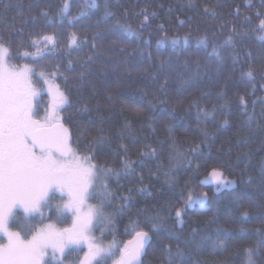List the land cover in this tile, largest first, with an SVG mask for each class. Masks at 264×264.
<instances>
[{
  "label": "trees",
  "instance_id": "trees-1",
  "mask_svg": "<svg viewBox=\"0 0 264 264\" xmlns=\"http://www.w3.org/2000/svg\"><path fill=\"white\" fill-rule=\"evenodd\" d=\"M96 2L89 15L70 23L85 0H68L66 16L59 15L65 0H0V35L12 37L11 62L30 65L36 87L47 77L68 97L60 111L74 149L115 169L134 162V171L106 181L118 198L105 209L112 224L98 233L122 250L136 231L149 232L142 264H168L166 245L182 253L172 264H245L249 247L257 250L255 264H264V32L257 28L264 0ZM37 32L57 34V46L37 54L29 43ZM73 33L77 45L70 46ZM250 67L251 79L243 75ZM101 134L104 142L89 153ZM149 146L155 155L145 157ZM213 168L232 183L205 184ZM189 195L197 202L180 224L175 209ZM120 196L129 198L126 207ZM64 201L55 193L51 206L28 222L37 229L47 222L68 226L70 213L55 207ZM15 215L10 228L30 237L22 231L23 211ZM152 223L160 228L152 230ZM75 248L63 264H77ZM45 264L60 262L47 257Z\"/></svg>",
  "mask_w": 264,
  "mask_h": 264
},
{
  "label": "snow or ice",
  "instance_id": "snow-or-ice-1",
  "mask_svg": "<svg viewBox=\"0 0 264 264\" xmlns=\"http://www.w3.org/2000/svg\"><path fill=\"white\" fill-rule=\"evenodd\" d=\"M189 2L191 3L192 0ZM69 7L68 0H65L59 15H68ZM97 7L96 0H85V6L79 10L77 16L70 17L69 22L89 15L90 10ZM205 11L211 9L205 7ZM41 14L46 18L45 24H50L51 21L47 19L49 13L45 10ZM106 14L111 15L108 12ZM256 15L260 17L262 14L258 12ZM144 19L145 21L148 19L147 15ZM32 22L35 23V17L32 18ZM257 28L264 32V18L260 19ZM20 31L22 33L23 30ZM124 32L129 36L134 35L128 28H124ZM261 38L264 39V36ZM202 39L206 40V37ZM77 40L73 33L70 46L77 45ZM15 42L19 47L23 44V39ZM13 43L12 37L5 38L0 35V232L6 233L8 239L6 245L0 246V264H45V257L49 255L63 264L62 257L66 250L72 251L73 247L84 240L86 234L94 227L112 224L113 215L106 214L105 209L111 207L112 201L118 197L110 190L106 181L134 171V162L125 160L121 169L94 163L93 155H80L72 147L70 129L64 125V118L55 110L47 113L43 119L37 118L38 112L34 101L39 92L32 83V75L35 72L30 65L18 67L11 62L14 56ZM29 43L36 47V52L39 54L42 49L57 46V34L43 32L30 34ZM213 51L219 57V52L215 49ZM23 55L31 54L24 52ZM56 71L59 69L57 68ZM253 72L254 69L250 67L243 75L251 79ZM47 75L54 78L56 72ZM39 76L44 77L45 73L40 72ZM56 98L57 106L70 103L64 92L60 91L59 85H56ZM241 102L243 103V97ZM252 118L249 117L250 120ZM104 139L103 134L95 137L87 151L91 153L93 151L91 145L103 143ZM194 154H199V146L194 150ZM142 155L145 157L155 155V149L150 148L149 152ZM207 182L225 185L232 183L225 179L223 172L215 168L212 169L210 180ZM57 190L67 195V203L55 206L57 213L70 211L74 216L72 227L56 230L49 225L47 228L37 229L28 222L29 219L33 214L38 213L41 207L51 206V200ZM144 190L139 189V191ZM178 195L182 197L183 191ZM90 198L98 199V203L88 205L86 201ZM119 199L125 201L124 207H126L129 198L120 196ZM196 202L197 200L189 195L184 201L183 208L175 209L178 223H183L182 216L185 211ZM17 209H22L25 214L22 231L25 235H30V239H25L19 231H8L9 220H16ZM150 228L157 230L160 224L152 223ZM150 240L149 232L136 231L135 238L129 241L122 251L118 250L119 259L115 264H142L140 258L144 254L145 244ZM88 247L86 259L89 264H106L108 259L117 254L113 252L111 245L104 247L90 243ZM255 251L257 250L252 247L245 249L247 253L245 264H255L252 259ZM164 252L168 264H172L174 256L182 255L179 248L173 252L171 245L164 246Z\"/></svg>",
  "mask_w": 264,
  "mask_h": 264
},
{
  "label": "rangeland",
  "instance_id": "rangeland-1",
  "mask_svg": "<svg viewBox=\"0 0 264 264\" xmlns=\"http://www.w3.org/2000/svg\"><path fill=\"white\" fill-rule=\"evenodd\" d=\"M15 65H17L18 67H23V65H25V64H15ZM40 83H41L40 86H42L41 88L40 87H36L33 84L35 86V89L38 92H41L43 94L48 93L50 95L51 99H49V101L46 102V99H48L49 97H47V96H44L43 97L44 100H42L41 107L37 110V112H38V117L37 118L43 119V117L47 113L53 112L54 110L62 117V112L60 111V107L61 106H57V104H58L57 98H56V85L57 84L54 81L49 80L47 77H44V82L40 81ZM59 89H60V86H59ZM60 91H61V89H60ZM80 155H83V154H80ZM56 193H59L60 195H64V196L67 197L66 193L60 192L59 190H57ZM64 203H67V198H66V200L62 204H64ZM86 203L88 205H95V204H93L90 201V199H88L86 201ZM17 210L23 211L22 209H17ZM85 211H86V209H85ZM42 212H43V207L40 208V210H39L38 213H35L33 215H37V214L42 215L41 214ZM67 212L70 213V215H71L70 216V222H69V225L68 226L72 227V222H73L74 216L72 215V213L70 211H64L63 213H67ZM49 225H51L56 230H63L64 229L63 226L61 227V226H59L58 224H56L54 222H47L46 224L40 226L39 228H47ZM97 230L99 231L98 227H94L92 229V231H90L89 233L86 234V238L84 240H82L78 245H76V248L74 247L77 250L76 251L77 256H79V261L77 262V264H89V261L86 259V257H87L88 252H89V247L88 246H89L90 243H96V244H99V245L104 246V247H108L109 245H111L113 252L114 253H117V254H115L116 259L114 261V264L119 259L118 247L115 246V243H113V242H106L100 236V234L98 233ZM8 231L9 232H15V231H13L10 228V220H9V223H8ZM3 239H4V241H3ZM25 239H30V237L25 238ZM7 243H8L7 234L4 233V232H0V246L6 245ZM123 248H122V250H123ZM122 250H119V251H122ZM66 252H67V250H66ZM66 252H65V254H66ZM64 256L62 257V261L64 259ZM47 257H51V256L50 255L49 256H46L45 259ZM51 259H53V258L51 257ZM54 261H56V260H54Z\"/></svg>",
  "mask_w": 264,
  "mask_h": 264
},
{
  "label": "water",
  "instance_id": "water-1",
  "mask_svg": "<svg viewBox=\"0 0 264 264\" xmlns=\"http://www.w3.org/2000/svg\"><path fill=\"white\" fill-rule=\"evenodd\" d=\"M64 125L66 126V127H68L65 123H64ZM69 128V127H68ZM70 129V128H69ZM70 132H71V130H70ZM71 134H72V132H71ZM208 180H210V177L208 178V179H206V181H205V184H208V185H211V186H213V185H217L215 182H207ZM67 228H70V227H67ZM66 229V228H65ZM149 235H150V233H149ZM151 236V235H150ZM135 238V235L131 238V239H129L126 243H125V245L126 244H128V242L129 241H131V240H133ZM151 241H152V237H151V240L148 242V243H146L145 244V251H144V254L141 256V261L143 262V258H144V256H145V254H146V250H147V248H148V246L150 245V243H151ZM75 247V246H74Z\"/></svg>",
  "mask_w": 264,
  "mask_h": 264
},
{
  "label": "flooded vegetation",
  "instance_id": "flooded-vegetation-1",
  "mask_svg": "<svg viewBox=\"0 0 264 264\" xmlns=\"http://www.w3.org/2000/svg\"><path fill=\"white\" fill-rule=\"evenodd\" d=\"M33 86H34V85H33ZM34 87H35V86H34ZM44 96L49 97L48 99H46V102H48L49 99H51V97H50V95H49L48 93L43 94V93L39 92V96H38V97L35 99V101H34L35 106H36V110H38V109L41 107L42 100H44V99H43ZM57 194H59V193H57ZM62 196L65 197V200H66L67 197L64 196V195H62ZM3 241H4V239H3Z\"/></svg>",
  "mask_w": 264,
  "mask_h": 264
}]
</instances>
